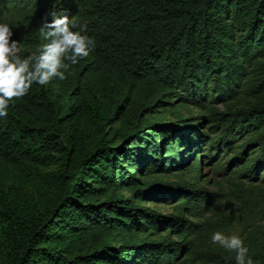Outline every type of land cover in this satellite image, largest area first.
<instances>
[{"label":"trees","instance_id":"16d2710c","mask_svg":"<svg viewBox=\"0 0 264 264\" xmlns=\"http://www.w3.org/2000/svg\"><path fill=\"white\" fill-rule=\"evenodd\" d=\"M54 14L95 49L0 117V264H264V0H0L22 58Z\"/></svg>","mask_w":264,"mask_h":264},{"label":"clouds","instance_id":"9594fccd","mask_svg":"<svg viewBox=\"0 0 264 264\" xmlns=\"http://www.w3.org/2000/svg\"><path fill=\"white\" fill-rule=\"evenodd\" d=\"M80 28V31H73ZM81 26L68 16H53L45 20L40 32L47 41L35 52L22 58L21 42L12 40L13 32L6 23H0V117L8 115L10 102L28 94L34 83L48 85L52 80L66 79L65 71L95 49V41L82 32ZM211 242L235 253L236 264H254L248 257V248L237 235L226 236L216 232Z\"/></svg>","mask_w":264,"mask_h":264},{"label":"rangeland","instance_id":"374dc122","mask_svg":"<svg viewBox=\"0 0 264 264\" xmlns=\"http://www.w3.org/2000/svg\"><path fill=\"white\" fill-rule=\"evenodd\" d=\"M219 109H222L223 106L222 105H218L217 106ZM182 112L184 113V110H182ZM191 112L193 115H204L203 111H200L198 109L195 108H191ZM211 166H207L206 164L201 166L200 168V173L203 177H209V183L208 184H203L204 187L212 192H220L222 193V195H219L217 197V199H219L221 201V206L222 208H226L228 207V204L233 203V201L231 200L232 197L230 196V192L231 189H233L234 187L229 185L227 179L231 176L230 174V170L234 169V166L231 167V169H229L226 172H218L215 173L212 168H210ZM241 181L244 180V177L241 176L240 177ZM154 204H148V206H152ZM156 208L161 209V210H166V211H170L171 210V205H155ZM224 235L226 233H223Z\"/></svg>","mask_w":264,"mask_h":264}]
</instances>
